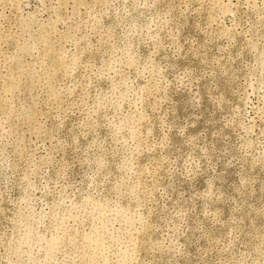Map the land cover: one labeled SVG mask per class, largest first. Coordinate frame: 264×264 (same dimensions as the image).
Segmentation results:
<instances>
[{
  "label": "rangeland",
  "instance_id": "374dc122",
  "mask_svg": "<svg viewBox=\"0 0 264 264\" xmlns=\"http://www.w3.org/2000/svg\"><path fill=\"white\" fill-rule=\"evenodd\" d=\"M0 264H264V0H0Z\"/></svg>",
  "mask_w": 264,
  "mask_h": 264
}]
</instances>
